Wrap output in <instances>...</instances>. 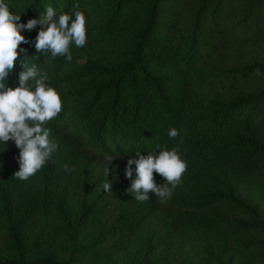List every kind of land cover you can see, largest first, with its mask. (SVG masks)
<instances>
[{
  "label": "trees",
  "instance_id": "trees-1",
  "mask_svg": "<svg viewBox=\"0 0 264 264\" xmlns=\"http://www.w3.org/2000/svg\"><path fill=\"white\" fill-rule=\"evenodd\" d=\"M5 2L21 23L78 5L86 44L70 46L71 61L19 46L47 72L62 111L45 125L57 151L28 180L13 175L15 143L0 144V264H107L102 252L156 215L171 234L206 235L218 264H264V0ZM39 27L21 34L34 41ZM157 145H179L187 170L166 202L151 192L138 202L127 159ZM68 189L80 202L74 221L63 211ZM46 225L54 233L31 239Z\"/></svg>",
  "mask_w": 264,
  "mask_h": 264
},
{
  "label": "clouds",
  "instance_id": "clouds-1",
  "mask_svg": "<svg viewBox=\"0 0 264 264\" xmlns=\"http://www.w3.org/2000/svg\"><path fill=\"white\" fill-rule=\"evenodd\" d=\"M39 24L34 41H29L22 30L31 31ZM33 43L37 53L52 58L63 56L72 60L70 46L77 48L86 44V17L78 5L72 11L59 14L48 6L41 19H28L20 22V14H13L5 0H0V144L11 140L19 150L17 157L19 168L14 176L26 181L40 171L57 151V143L50 139L51 130L45 127L62 111V100L58 91L52 87L47 72H42L33 63H26L27 50L21 44ZM19 64L24 70L17 77L15 87L8 86L6 80ZM168 135L176 138L175 128ZM158 151L141 154L137 149L135 156H129L125 176L131 180L126 189L135 200L144 202L150 199L149 192L164 203L171 198L173 190L180 184L187 170L186 162L181 159L180 147L169 149L157 145ZM113 157L108 158V164ZM135 165L133 169L131 166ZM69 165H64L66 171ZM154 171L163 177L164 183L158 184ZM133 173L135 178L133 179ZM108 174V167L105 170ZM105 191H111L110 182L103 185Z\"/></svg>",
  "mask_w": 264,
  "mask_h": 264
},
{
  "label": "rangeland",
  "instance_id": "rangeland-1",
  "mask_svg": "<svg viewBox=\"0 0 264 264\" xmlns=\"http://www.w3.org/2000/svg\"><path fill=\"white\" fill-rule=\"evenodd\" d=\"M63 211L69 221L80 215V202L68 189ZM159 216L145 222L121 247L102 252L107 264H218L208 255L210 239L202 233L171 234L158 224ZM52 227L39 226L30 231L50 236ZM109 251V252H107Z\"/></svg>",
  "mask_w": 264,
  "mask_h": 264
}]
</instances>
